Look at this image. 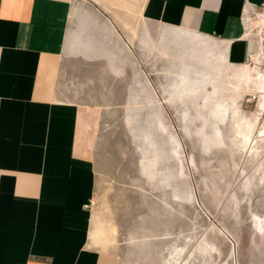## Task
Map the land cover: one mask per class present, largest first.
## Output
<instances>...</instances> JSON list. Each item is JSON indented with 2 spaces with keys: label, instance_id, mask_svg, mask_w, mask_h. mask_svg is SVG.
<instances>
[{
  "label": "rangeland",
  "instance_id": "obj_1",
  "mask_svg": "<svg viewBox=\"0 0 264 264\" xmlns=\"http://www.w3.org/2000/svg\"><path fill=\"white\" fill-rule=\"evenodd\" d=\"M129 14L92 149L94 225L120 264H264V92L233 76L250 65Z\"/></svg>",
  "mask_w": 264,
  "mask_h": 264
},
{
  "label": "crops",
  "instance_id": "obj_2",
  "mask_svg": "<svg viewBox=\"0 0 264 264\" xmlns=\"http://www.w3.org/2000/svg\"><path fill=\"white\" fill-rule=\"evenodd\" d=\"M261 3L0 0V264H120L90 201L96 133L133 48L129 12L244 63L243 16Z\"/></svg>",
  "mask_w": 264,
  "mask_h": 264
},
{
  "label": "built area",
  "instance_id": "obj_3",
  "mask_svg": "<svg viewBox=\"0 0 264 264\" xmlns=\"http://www.w3.org/2000/svg\"><path fill=\"white\" fill-rule=\"evenodd\" d=\"M243 19L252 41V50L244 63L251 65L264 77V3L251 7L245 12Z\"/></svg>",
  "mask_w": 264,
  "mask_h": 264
},
{
  "label": "bare ground",
  "instance_id": "obj_4",
  "mask_svg": "<svg viewBox=\"0 0 264 264\" xmlns=\"http://www.w3.org/2000/svg\"><path fill=\"white\" fill-rule=\"evenodd\" d=\"M193 39L197 41V42L194 41L197 44H204V42H206L202 38H193ZM250 67H251L253 74H251V72L249 71L250 70L249 68H247L245 65H242V66H240V69L237 72L233 73V76L236 77V80H238L240 82H242V81L243 82H250V80H252V83L255 84L261 92H264V77L262 75H260L251 65H250ZM251 75H252V77H251ZM261 94L264 97V93H261ZM259 133L264 136V124L262 125V128H260Z\"/></svg>",
  "mask_w": 264,
  "mask_h": 264
}]
</instances>
